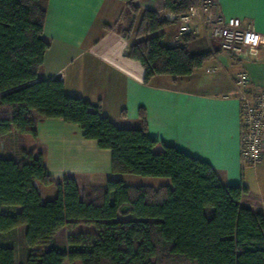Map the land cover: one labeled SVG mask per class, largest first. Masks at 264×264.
Wrapping results in <instances>:
<instances>
[{"label":"trees","instance_id":"trees-1","mask_svg":"<svg viewBox=\"0 0 264 264\" xmlns=\"http://www.w3.org/2000/svg\"><path fill=\"white\" fill-rule=\"evenodd\" d=\"M127 1L137 17L140 8ZM165 10L187 14L199 0H164ZM47 11L42 0H0V147L15 130L35 139L34 112L81 127L86 140L111 152L112 172L164 178L172 186H128L110 179L105 187L81 191L70 177L56 181L46 153L22 149L20 158L0 156V233L26 226L28 264H264V211L243 201L247 188L226 186L207 162L163 146L141 127L123 129L102 116L101 104L66 93L61 80L39 79L50 45L44 40ZM170 23L151 10L142 13L136 42L126 58L144 68V83L157 76L188 77L211 54H191L187 44L166 46L158 33ZM127 36L129 33H125ZM5 207H21L14 215ZM72 233L67 245L55 236ZM0 264H16L15 250L0 245Z\"/></svg>","mask_w":264,"mask_h":264},{"label":"crops","instance_id":"crops-1","mask_svg":"<svg viewBox=\"0 0 264 264\" xmlns=\"http://www.w3.org/2000/svg\"><path fill=\"white\" fill-rule=\"evenodd\" d=\"M217 1L226 18H239L244 26L264 34V0ZM42 3L47 11L43 37L50 47L40 80L63 81L68 95L100 103L102 116L123 129L140 128V110L145 109L149 135L158 142L156 153L169 146L209 163L224 185L248 189L243 196L246 205L264 211V158L256 168L243 166L235 87L236 76L246 72L250 92L264 91V47L245 59H234L203 34L187 36L191 54H211V58L191 76H157L145 84L143 66L126 58L136 35L127 36L123 27L128 19L138 26L144 11H155L170 23L158 34L164 35L166 46H175L178 15L165 10L164 0H134L141 10L137 17L129 13L124 0ZM33 116L37 138L12 130L1 137L0 156L16 153L17 159L22 149L46 153L51 177L56 181L73 178L81 191L105 187L110 179L138 186L133 175L113 174L111 152L101 149L97 141L86 140L79 125L47 119L37 112ZM148 182L154 188L172 186L164 178ZM60 232L66 235V246L72 231L61 229L56 236Z\"/></svg>","mask_w":264,"mask_h":264},{"label":"built area","instance_id":"built-area-1","mask_svg":"<svg viewBox=\"0 0 264 264\" xmlns=\"http://www.w3.org/2000/svg\"><path fill=\"white\" fill-rule=\"evenodd\" d=\"M178 34L174 45L187 36L203 34L210 43L234 59H245L264 47V34L252 26H244L239 18H226L217 0H199L197 6L177 16ZM249 75L236 76V97L241 113V157L244 167H258L264 158V91L252 94Z\"/></svg>","mask_w":264,"mask_h":264},{"label":"rangeland","instance_id":"rangeland-1","mask_svg":"<svg viewBox=\"0 0 264 264\" xmlns=\"http://www.w3.org/2000/svg\"><path fill=\"white\" fill-rule=\"evenodd\" d=\"M137 27L138 26L135 25L134 20L132 21L131 19H128V21L125 23L123 27L124 28L123 32L129 33V34L135 33L136 35ZM136 40L137 39L135 37L134 42H136ZM5 146L8 147V145H5ZM15 154L16 153H10V155H5L3 153L1 157L5 158V156H9L8 158H16ZM132 177L134 179L139 180V181H134L135 184H138V186H147V185L153 184V182L151 183L148 181H153V179H158V178H144L140 176H132ZM21 210H22L21 207H5L4 208V212L6 214H11V215L19 213L21 212ZM26 230H27V227L22 226L8 233H0V245L4 247H11L15 250L16 264H28V260L30 256V248L26 242ZM86 231H94V228H87V227L81 226L75 229V231H72L71 233H80V232H86ZM54 239L58 245L63 246L64 243L66 242V235L64 232H60L57 236H55ZM66 264H70V263L67 262Z\"/></svg>","mask_w":264,"mask_h":264}]
</instances>
